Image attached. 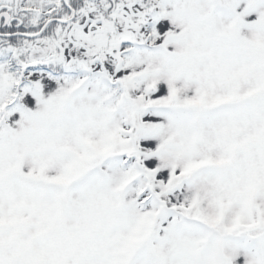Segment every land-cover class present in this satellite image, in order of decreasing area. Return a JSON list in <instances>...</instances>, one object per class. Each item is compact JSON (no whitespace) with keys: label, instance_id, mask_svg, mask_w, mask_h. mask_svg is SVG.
<instances>
[{"label":"snow or ice","instance_id":"6c2138e0","mask_svg":"<svg viewBox=\"0 0 264 264\" xmlns=\"http://www.w3.org/2000/svg\"><path fill=\"white\" fill-rule=\"evenodd\" d=\"M0 264H264V0H0Z\"/></svg>","mask_w":264,"mask_h":264}]
</instances>
